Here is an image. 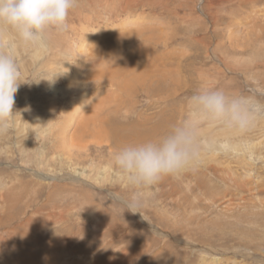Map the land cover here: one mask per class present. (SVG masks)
<instances>
[{"label":"rangeland","instance_id":"1","mask_svg":"<svg viewBox=\"0 0 264 264\" xmlns=\"http://www.w3.org/2000/svg\"><path fill=\"white\" fill-rule=\"evenodd\" d=\"M69 24L40 46L0 26L21 71L0 133V264H264V118L242 134L204 124L214 144L201 161L151 189L130 186L112 159L138 132L183 120L197 87L264 102V0H77ZM97 121L94 136L118 127L109 143L88 133L47 161L49 127L72 136ZM138 191L133 213L125 200Z\"/></svg>","mask_w":264,"mask_h":264},{"label":"clouds","instance_id":"2","mask_svg":"<svg viewBox=\"0 0 264 264\" xmlns=\"http://www.w3.org/2000/svg\"><path fill=\"white\" fill-rule=\"evenodd\" d=\"M77 0H0V26L10 29L26 46L47 43L52 34L70 31L69 13ZM0 33V133L14 114L21 71ZM187 114L162 135L120 146L113 163L134 189L146 190L164 177L193 168L214 141L202 136L206 123L226 131L246 133L264 118V102L252 94H236L220 87H197L187 97ZM143 191L125 200L131 212L143 206Z\"/></svg>","mask_w":264,"mask_h":264},{"label":"bare ground","instance_id":"3","mask_svg":"<svg viewBox=\"0 0 264 264\" xmlns=\"http://www.w3.org/2000/svg\"><path fill=\"white\" fill-rule=\"evenodd\" d=\"M139 7V6H138ZM127 8V7H126ZM217 14H219V13H217ZM133 37V36H132ZM137 41V40H136ZM106 42H108V41H106ZM134 42V41H133ZM81 43V45H83L82 46V48H79V49H81V52H83V54L81 55L82 56V58L86 55V52H85V50H86V45H87V42H85L84 44H83V42H80ZM137 45V44H136ZM139 46V45H138ZM147 47V46H146ZM145 47V48H146ZM104 49V48H103ZM113 48H111V49H109L110 51L112 50ZM131 49H132V47H131ZM140 49V48H139ZM114 50V49H113ZM136 50V52H137V49H135ZM134 50V51H135ZM143 51H145V50H143ZM104 52H105V50H104ZM142 51L140 50V53H141ZM106 53V52H105ZM128 53V52H127ZM135 53V52H134ZM152 53V52H151ZM129 54V53H128ZM145 54V53H144ZM147 54V53H146ZM153 55V54H152ZM128 56H130V55H128ZM146 56V55H145ZM150 57H151V55H149ZM148 56V57H149ZM91 58V57H90ZM149 59V58H148ZM84 60V59H83ZM88 60H90V59H88ZM91 60H93V59H91ZM125 61V60H124ZM83 62H85V61H83ZM90 62V61H89ZM123 63V62H122ZM87 65V64H86ZM137 70V69H136ZM142 70V69H141ZM138 71V70H137ZM136 72V71H135ZM73 85V88H72V91L73 92H75V88L77 87L75 84H72ZM158 85V84H157ZM155 87V86H154ZM153 87V88H154ZM158 87H159V85H158ZM160 88V87H159ZM158 88V89H159ZM157 89V88H156ZM154 90H155V88H154ZM160 92H161V90H159ZM163 91H164V89H163ZM162 91V92H163ZM82 92H84V91H82ZM154 92H158V91H154ZM159 92V93H160ZM156 94V93H155ZM158 94V93H157ZM156 97V96H155ZM79 102H78V108L80 109V111L78 110V109H75L76 111H78V115H79V119H81L82 118V121L83 122H86L88 119H89V115L90 116H94V114H92L91 112H92V110H90L89 111V114L87 115L86 113L87 112H85L86 111V109H88L89 108V106L90 105H87V101H88V99L87 98H85L84 96H81V97H79ZM90 101V100H89ZM91 102H93L92 103V105H91V108L93 109V107L94 106H98L99 104H97V102H95V100H92ZM83 112H85L83 115H81V113H83ZM77 115V116H78ZM89 126H95L99 131H101V130H103V129H105V127H104V125H103V122L102 121H97V122H95V123H88L87 124V126H84L85 127V129H84V127H83V130H80V131H75V132H73V134H72V136H68V133H67V131L66 130H59L58 132H55V129H54V127H49L46 131H44L43 132V137H42V142L40 143L41 144V146L45 149L44 150V153H46L47 154V161H49L50 159L49 158H51V157H49L50 156V152H52L53 150H54V145H55V143H56V147L58 146V145H61V144H64V145H66V146H69V147H71L72 146V149L73 148H75V149H77V147H79V145L80 144H82L83 142H87L88 140L87 139H85V134L87 135L88 133L90 134L89 136H91V139H93V140H96V145H101V144H105V143H109L110 141L109 140H111V138L109 137V136H116V134L118 133V127H114V128H112V129H110L105 135H101L100 134V136L98 137V136H94L95 135V133L97 134L98 132H94L93 130H91V129H89L88 127ZM87 130V131H86ZM89 131V132H88ZM153 132V131H152ZM146 136V135H145ZM145 136L144 135H142V133L141 132H138V139H139V141H142V140H145ZM151 138V137H150ZM90 139V138H89ZM113 140V139H112ZM120 140V139H119ZM123 141V140H122ZM111 142H113V141H111ZM121 142V141H120ZM39 143V142H38ZM88 143H89V141H88ZM112 144V143H111ZM113 144H115V143H113ZM118 144V143H117ZM41 146H39V147H41ZM87 145H85V146H82L81 148L83 149L84 147H86ZM113 146V145H112ZM111 146V147H112ZM115 146V145H114ZM112 148H114V147H112ZM75 149H74V151H75ZM84 150V149H83ZM41 151H43V150H41ZM68 155H67V158H68V160H69V158H71V156H72V150L71 149H69L68 148ZM79 152H81L80 150H79ZM86 152V151H85ZM74 153V152H73ZM22 155V154H21ZM42 159H46V158H42ZM78 160V159H77ZM44 161V160H43ZM42 161V162H43ZM64 161V160H63ZM82 161V160H81ZM51 163V162H50ZM49 163V164H50ZM52 164V163H51ZM45 165V164H44ZM79 167V166H78ZM85 177H86V175H85ZM110 238V237H109ZM98 239V238H97ZM99 240V239H98ZM97 240V241H98ZM98 242H101V241H98ZM104 243V242H103ZM79 246V245H78ZM80 248V247H79ZM85 249V248H84ZM134 250V249H133ZM78 252V251H77ZM81 252V251H80ZM134 252V251H133ZM129 253V252H128ZM127 253H124L123 255H126ZM123 255H122V257H123ZM131 255V254H130ZM130 255H128L129 257H132V255L130 256ZM81 256V255H80ZM96 256V255H95ZM115 257V256H114ZM127 257V256H126ZM125 257V258H126ZM124 258V257H123ZM217 260V259H216Z\"/></svg>","mask_w":264,"mask_h":264}]
</instances>
